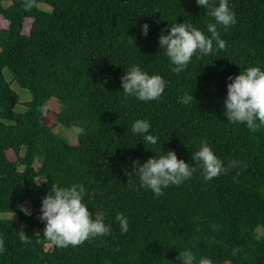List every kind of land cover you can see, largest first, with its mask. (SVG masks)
<instances>
[{
  "label": "trees",
  "instance_id": "1",
  "mask_svg": "<svg viewBox=\"0 0 264 264\" xmlns=\"http://www.w3.org/2000/svg\"><path fill=\"white\" fill-rule=\"evenodd\" d=\"M228 4L236 23L218 26L225 47L193 55L180 73L158 37L185 21L210 35L206 26L214 20L196 0H10L0 6V213L17 214L0 217V264H181L184 249L194 253L195 264L202 257L213 264H264V126L253 131L230 122L222 108L229 75L264 69V0ZM133 64L163 77L158 100L121 92L120 77ZM4 69L31 95L24 112L14 111L19 96ZM184 93L193 95L188 104L180 102ZM51 98L61 105L57 124L84 127L76 145L45 123ZM136 119L150 121L155 145L131 132ZM202 141L224 168L208 180L191 159ZM167 150L196 169L188 180L155 196L125 174L131 160L143 163ZM74 183L84 186L89 211L102 212L111 229L61 248L43 236L35 213L53 184ZM26 201L30 216L20 211ZM118 213L127 217V232L115 220Z\"/></svg>",
  "mask_w": 264,
  "mask_h": 264
},
{
  "label": "clouds",
  "instance_id": "2",
  "mask_svg": "<svg viewBox=\"0 0 264 264\" xmlns=\"http://www.w3.org/2000/svg\"><path fill=\"white\" fill-rule=\"evenodd\" d=\"M198 6L208 9L214 22L207 24L204 32L192 23L182 22L169 24L166 31L162 30L158 37L159 49H163L173 71L182 72L189 64L193 55H209L217 48L223 49L226 41L221 39L218 26L227 30L236 23L235 13L231 10L228 0H219L218 4H210L209 0H196ZM29 5H25L27 8ZM141 34L147 36L149 25H140ZM215 41V47L213 44ZM226 83V96L223 99V116L230 122L245 124L250 130H257L264 126V69L249 66L239 71L236 76L229 75ZM120 84L125 96H133L139 101L158 100L166 82L159 74H149L140 65L127 66V71L120 77ZM193 95L184 93L180 102L188 104ZM151 123L147 119H136L131 124V132L139 135L145 143L155 145L158 137L150 131ZM70 132L74 136L84 133L81 123L71 126ZM192 161L198 164L205 180L211 179L224 171L222 161L214 154L210 145L202 141L199 149L192 154ZM196 169L178 159L174 150L162 151L159 155L149 157L143 163L133 159L124 168L129 179L139 182L142 188L150 190L155 196H160L162 190L169 185H179L188 180ZM85 189L83 185L71 184L60 186L53 184L40 204L39 219L44 224L43 236L57 247L77 246L87 239L105 236L110 233L111 225L105 223L102 212H90L84 202ZM20 211L26 216L31 210L21 204ZM115 220L119 222L122 232L128 231V220L122 213H118ZM20 238L27 240L24 232L19 231ZM3 242L0 241V250ZM233 250V254L235 253ZM177 261L181 264H195L194 253L190 249L178 252ZM199 264H213L208 257H202Z\"/></svg>",
  "mask_w": 264,
  "mask_h": 264
},
{
  "label": "rangeland",
  "instance_id": "3",
  "mask_svg": "<svg viewBox=\"0 0 264 264\" xmlns=\"http://www.w3.org/2000/svg\"><path fill=\"white\" fill-rule=\"evenodd\" d=\"M9 4H10V0H0V6H7ZM38 7L41 10H45V11L50 10V7L48 5H46L45 3H42V2L38 3ZM3 74L6 78V80L10 83L11 88L19 96V100H18V103L14 107V111L19 112V113L24 112L26 109L25 103L31 100L30 93L26 89L18 86L17 83L15 81H13L12 75L7 69L3 70ZM46 107L49 110V112L46 116L45 123L48 126H51L53 128V131L58 136H60L65 142H67L69 145H76L77 144L76 136L72 135L71 132L67 128H65L61 124H57L55 121L54 115L58 111H60V108H61L60 102L58 100H56L55 98H51L47 101ZM34 165H35V167H38L39 161L36 160ZM42 181H43V179L41 177H38L36 179L37 183H41ZM24 205L27 208H29L30 210L34 211L33 208L29 205V203L27 201L24 203ZM35 215L38 218L40 217V214L35 213ZM0 217L15 220L17 218V214H15V213H0ZM256 234H257V237H259L262 234V230L260 227H258L256 229Z\"/></svg>",
  "mask_w": 264,
  "mask_h": 264
}]
</instances>
